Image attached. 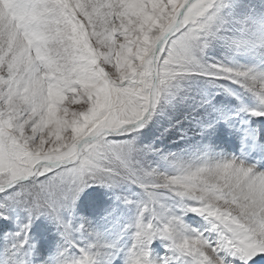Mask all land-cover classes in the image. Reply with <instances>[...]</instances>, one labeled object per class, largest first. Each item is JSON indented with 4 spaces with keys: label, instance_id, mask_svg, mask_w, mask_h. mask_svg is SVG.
Instances as JSON below:
<instances>
[{
    "label": "snow or ice",
    "instance_id": "6c2138e0",
    "mask_svg": "<svg viewBox=\"0 0 264 264\" xmlns=\"http://www.w3.org/2000/svg\"><path fill=\"white\" fill-rule=\"evenodd\" d=\"M213 7L219 10L216 0H9L0 16V219L13 205L25 211L14 234L20 248L42 215L67 239L79 230L71 218L81 194L126 180L149 195L127 264H155L148 246L156 238L170 252L159 264H230L227 257L248 264L264 256V172L229 159L158 176L133 166L132 142L109 139L144 127L162 89L185 70L186 33H206ZM205 71L264 105V72ZM155 189L198 202L185 211L202 216L216 239L189 232L162 206L154 211ZM145 212L164 223H145ZM93 248L80 249L73 264H94Z\"/></svg>",
    "mask_w": 264,
    "mask_h": 264
},
{
    "label": "rangeland",
    "instance_id": "374dc122",
    "mask_svg": "<svg viewBox=\"0 0 264 264\" xmlns=\"http://www.w3.org/2000/svg\"><path fill=\"white\" fill-rule=\"evenodd\" d=\"M216 2L219 10L213 7L208 12V15L215 14L208 31L200 33L198 39L192 37L191 30L186 33L185 70L162 89L144 127L131 135L109 137L114 141L133 143L137 149L132 156L133 166L138 171L174 176L185 169L205 166L206 162L212 165L229 159L247 165L243 157L224 156L221 161L209 157L207 148H200L197 143L209 135L217 138L219 143L222 135L230 139L240 138L239 143L237 141L239 148L233 145L236 152L245 144L254 148L264 142V116L251 115V111L264 110V105L239 84L205 71L210 65H218L264 72V0ZM8 7L9 0H0V16L8 14ZM144 19L145 23L151 21L150 17ZM171 44L172 40L166 49ZM198 121H201L203 130L199 132L201 138L194 141L192 124ZM185 136L190 138L183 145L180 141ZM197 151H200L199 155ZM259 151L264 157V150ZM154 191L158 197V203L151 205L154 211H160L162 206L165 216L179 217L189 232L195 230L209 240L216 239L215 233L208 231L210 226L202 216L185 211L186 207L198 206V202L177 197L166 189ZM148 201L149 195L144 188L126 180L111 188L93 185L75 204L72 226L79 230H74L66 239L57 222L42 215L32 220L28 243L23 248L18 246L19 238L14 234L28 218L21 207L10 206L8 218L0 219V264H73L81 256L80 249H87L90 244L95 245L91 249L94 264H127L136 219ZM63 218L67 220V214H63ZM142 219L145 223L151 220L156 227L164 223L152 212H145ZM167 243L156 238L148 246L150 259L155 264L170 255ZM226 259L230 264H240L232 257ZM248 264H264V256H258Z\"/></svg>",
    "mask_w": 264,
    "mask_h": 264
},
{
    "label": "bare ground",
    "instance_id": "6f19581e",
    "mask_svg": "<svg viewBox=\"0 0 264 264\" xmlns=\"http://www.w3.org/2000/svg\"><path fill=\"white\" fill-rule=\"evenodd\" d=\"M220 117V116H219ZM209 121V120H208ZM201 121H198V123L197 124H192L193 125V132H192V135H193V137H192V139L195 141L198 137H199V132H201L202 130H203V127H202V124L200 123ZM242 124V123H241ZM204 126H205V124H204ZM191 127V126H190ZM192 129V128H191ZM207 129H209V128H207ZM181 132V131H180ZM183 132V131H182ZM197 132V133H196ZM222 132V131H221ZM203 133H205V132H203ZM214 133V132H213ZM238 133V132H237ZM240 133V132H239ZM197 134V135H196ZM217 134V133H216ZM236 134V133H235ZM202 135V134H201ZM220 135H222V134H220ZM214 137V136H213ZM219 138H221V136H218ZM235 137V136H234ZM189 136H185V138H183L180 142H183V145H184V142L185 141H187V140H189ZM201 137H199V139H200ZM191 140V139H190ZM239 140H240V138L238 139V137H237V139L236 138H232V139H230V138H228V137H226L225 135L223 136L222 135V142H218L217 141V138H216V140L214 139V138H210V135L207 137L206 136V138H202L199 142H197V143H199L201 146H200V148L201 147H203V146H205V148H207V150H208V155H209V157H211L212 159H220V161L222 160V158L224 157V156H226V157H229L230 155H232V153L235 151L230 145H231V143H233L234 144V146H236V143H237V141H238V143H239ZM197 141V140H196ZM168 143V142H167ZM195 143V142H194ZM226 144H228V147L226 148L225 147V145ZM181 145V144H180ZM181 147V146H180ZM190 148V147H189ZM199 148V149H200ZM192 149H194V148H192ZM197 149V148H196ZM198 149V150H199ZM204 150V149H203ZM188 151V150H187ZM183 152H185V151H183ZM198 152V155L200 154V151H197ZM197 152H195V153H197ZM205 153V152H204ZM192 154H193V152H192ZM206 154V153H205ZM205 154H203V155H205ZM191 155V154H190ZM211 158H209V159H211ZM198 159V158H197ZM193 161V160H192ZM214 161V160H213ZM212 161V162H213ZM207 163L208 162H206V165H207ZM216 163V162H215ZM185 168H186V166H185ZM173 169V168H172ZM182 170V169H181ZM191 220H193V219H191ZM190 220V221H191Z\"/></svg>",
    "mask_w": 264,
    "mask_h": 264
}]
</instances>
